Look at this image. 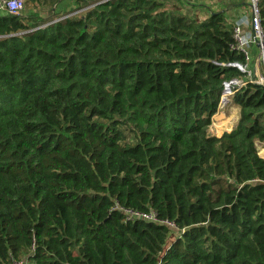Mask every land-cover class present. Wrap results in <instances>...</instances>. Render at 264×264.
<instances>
[{
  "label": "trees",
  "instance_id": "trees-1",
  "mask_svg": "<svg viewBox=\"0 0 264 264\" xmlns=\"http://www.w3.org/2000/svg\"><path fill=\"white\" fill-rule=\"evenodd\" d=\"M75 2L0 11V264H264V87H239L237 122L207 135L247 76L224 12ZM259 17L264 34V0Z\"/></svg>",
  "mask_w": 264,
  "mask_h": 264
},
{
  "label": "built area",
  "instance_id": "built-area-1",
  "mask_svg": "<svg viewBox=\"0 0 264 264\" xmlns=\"http://www.w3.org/2000/svg\"><path fill=\"white\" fill-rule=\"evenodd\" d=\"M261 0H246L248 4L249 14L245 19L237 18L233 24V49L241 53L244 57V63L234 62L232 65L238 67L241 71L247 73V78L231 79L223 83V90L218 104V110L222 109L224 104L232 96V94L247 81L252 82L249 62L251 53L250 45L259 47V66L260 73L257 82L264 84V34L260 24L259 9ZM26 0H0V11H6L9 14H21L25 7ZM245 21L249 28V34H246L243 22ZM114 209H118L124 213L127 220H140L157 225L166 226L171 232L177 231L176 224L168 219H160L156 216L153 210L137 211L130 208L119 206L115 204Z\"/></svg>",
  "mask_w": 264,
  "mask_h": 264
},
{
  "label": "crops",
  "instance_id": "crops-1",
  "mask_svg": "<svg viewBox=\"0 0 264 264\" xmlns=\"http://www.w3.org/2000/svg\"><path fill=\"white\" fill-rule=\"evenodd\" d=\"M159 1H162L165 4H167V7H170L172 5L178 6L180 13L187 14L189 16H197L200 19L206 18L208 14L210 13V11L212 10L222 11L225 14L226 20L231 25L237 18L240 17L243 20L249 14L248 4L246 0H180L181 2L180 5L178 4V2H174L173 0H159ZM243 25L245 27L246 34L248 35L249 28L247 27L245 21L243 22ZM249 50L251 53V59L249 62V67H250L249 70L251 72V79H252V68H253V64L255 61V55L257 53V47L250 45ZM257 70H258V75H259L260 73L259 59L257 63ZM232 109H233L232 111L233 113L230 116V118L233 117L234 123H236L238 119V108L235 106H231V110ZM219 110L217 112L221 113L222 111H219ZM234 125L230 124V129Z\"/></svg>",
  "mask_w": 264,
  "mask_h": 264
},
{
  "label": "rangeland",
  "instance_id": "rangeland-1",
  "mask_svg": "<svg viewBox=\"0 0 264 264\" xmlns=\"http://www.w3.org/2000/svg\"><path fill=\"white\" fill-rule=\"evenodd\" d=\"M173 1L178 2V0ZM76 5L77 4L75 0H37L35 2L33 0H26L25 7L22 11L24 15H34L39 19L47 21L54 19V17H57L56 15L61 13V10H69ZM80 15L81 14L74 15V17H79ZM231 106L232 105L228 103L222 109L219 110L222 111L221 113L217 112L213 115L212 123L207 128V135L218 137L224 131H230V124H235L234 118H230L233 113V109L231 110ZM256 147L259 155L261 157L264 156V145L259 142H256ZM176 234L177 233H174L173 235Z\"/></svg>",
  "mask_w": 264,
  "mask_h": 264
},
{
  "label": "water",
  "instance_id": "water-1",
  "mask_svg": "<svg viewBox=\"0 0 264 264\" xmlns=\"http://www.w3.org/2000/svg\"><path fill=\"white\" fill-rule=\"evenodd\" d=\"M259 59V47L257 46V53L255 55V61L252 68V83L255 85H260L264 87V84L257 82L258 80V70H257V63Z\"/></svg>",
  "mask_w": 264,
  "mask_h": 264
},
{
  "label": "bare ground",
  "instance_id": "bare-ground-1",
  "mask_svg": "<svg viewBox=\"0 0 264 264\" xmlns=\"http://www.w3.org/2000/svg\"><path fill=\"white\" fill-rule=\"evenodd\" d=\"M222 124V123H221ZM224 126V125H223Z\"/></svg>",
  "mask_w": 264,
  "mask_h": 264
}]
</instances>
